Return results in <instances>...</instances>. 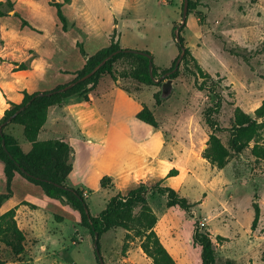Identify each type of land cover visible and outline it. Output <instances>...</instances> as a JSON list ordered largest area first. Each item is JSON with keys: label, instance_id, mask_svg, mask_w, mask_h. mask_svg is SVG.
Here are the masks:
<instances>
[{"label": "rangeland", "instance_id": "obj_1", "mask_svg": "<svg viewBox=\"0 0 264 264\" xmlns=\"http://www.w3.org/2000/svg\"><path fill=\"white\" fill-rule=\"evenodd\" d=\"M49 1L42 6L48 13L46 18L35 14L25 0L17 8L21 16L42 30L30 42L51 58L46 75L49 80L56 77V68L63 64L58 51L67 57L75 48V37L84 44L90 35L112 28L125 48L150 51L157 66H170L178 53L172 28L181 22L183 0L70 1L62 6L75 26L67 34L61 31ZM198 3L190 13L187 11L185 26L179 33L202 69L220 80L225 101L219 119L227 126L234 105L254 115L264 101V0ZM80 4L85 13L80 14ZM113 83L105 80V86L101 85L111 88L100 91L92 102L71 97L69 108L49 133L50 138L70 144L73 170L66 183L83 191L90 213L97 215L116 193H126L140 182L157 181L176 167L178 175L164 184L194 204L189 214L177 207L167 208L165 195H147L157 217L154 230L175 262L199 264V249L192 242L197 221L200 230L209 233L218 259L264 264V160L251 154L253 142L223 168H217L201 156L209 133L202 113L211 97L194 86L192 77L180 72L166 97H161L160 86L137 85L128 80ZM157 91L159 104L153 97ZM142 105L153 112L155 127L134 117ZM17 127L21 146L28 151L30 145L23 138L22 128ZM101 178L107 186H100ZM254 202L259 207V219L252 228ZM41 218L35 230L39 241L31 246L38 256L33 264H98L85 228L68 216L63 221L49 214ZM126 233L115 228L101 236L104 264H152L133 232L123 250ZM42 243L44 250L40 249ZM0 259L3 264H22L27 257L14 256L0 243Z\"/></svg>", "mask_w": 264, "mask_h": 264}, {"label": "trees", "instance_id": "obj_2", "mask_svg": "<svg viewBox=\"0 0 264 264\" xmlns=\"http://www.w3.org/2000/svg\"><path fill=\"white\" fill-rule=\"evenodd\" d=\"M71 0L49 1L55 7V12L63 32L69 31L74 24L68 20L63 12V4ZM255 2L256 0H251ZM199 5L198 0H188V13ZM183 7V3H182ZM13 10V15L18 17L22 27L42 33V30L34 27L19 12L14 10L13 0H0V17L8 15ZM185 25L179 29L181 31ZM172 37L174 39V29ZM116 29L109 35V44L101 47L93 54H88L84 44L76 40L75 45L84 58L81 68L71 72L76 79L89 72L98 62L110 53L117 51L89 78L74 84L71 88L56 92L51 95L39 94L41 91L27 92L22 90V100L19 103L9 102V107L0 118V161L3 163L6 190L0 193V205L12 195L11 181L18 173L27 181L38 185L50 198L60 200L78 215L79 226L87 229L94 241L97 235V248L100 250V238L108 230L122 228L127 233L124 236L123 250L126 248L131 233L140 238V248L149 257L152 264H177L165 246L161 243L154 230L157 221L155 213L148 202V193L165 195L167 208L177 207L185 213H190L193 203L186 197L180 196L171 186L164 184L170 177L178 175V169L171 167L159 180L146 184L140 182L136 187L126 193L118 192L112 196L105 207L97 214L92 215L83 195V191L67 185L66 179L73 169L71 162L72 148L70 144L61 138H50L39 140L37 138L42 126L47 119L48 108L60 105L71 97L79 100H89L88 93L91 92L104 76L113 81L128 80L137 85L160 86L164 80L156 82L153 78L159 77L168 70L173 69L176 58L181 48L184 54L181 59V67L178 65L176 71L165 78H177L180 72L193 78V84L198 90H204L211 97V101L203 109V121L209 133L205 141V147L201 156L217 168H223L231 158L240 155L250 147L251 154L260 160H264V140L262 130L264 129V101L254 110V115L245 112L241 107L234 105L231 118L227 126L222 125L219 115L225 101L222 94V86L219 79H213L208 72L204 71L196 58L191 54L189 48L184 45V39L179 33L180 40L175 42L178 53L168 67H160L154 64L153 56L148 50H136L123 48L116 39ZM233 52V50H231ZM32 53V50L30 51ZM146 54H149V58ZM31 56H34L32 53ZM247 61L248 57H244ZM152 61V75L149 71V61ZM192 63V66L190 65ZM14 69H25L27 62H13ZM72 79V80H73ZM201 79L200 81H198ZM65 83L57 84L52 89L62 87ZM43 90L42 92L50 91ZM160 91L153 94L157 104L161 102ZM138 120L155 127L156 119L147 105H142L134 114ZM256 117V118H255ZM260 118L261 120H258ZM21 126L24 139L30 144L28 151H24L19 139L14 133L15 126ZM104 178V177H103ZM100 180V186L107 184ZM16 206L1 213L0 212V243L8 247L14 256H19L24 251L25 234L18 227L15 212ZM254 215L251 227L255 228L259 219V207L253 204ZM57 218H61L57 216ZM192 242L199 249V264H236L229 257L218 259L215 255V245L208 232L200 230L197 221L194 223ZM95 252V248H94ZM96 256V255H95ZM97 263L99 264L96 256ZM4 261L0 259V264Z\"/></svg>", "mask_w": 264, "mask_h": 264}, {"label": "crops", "instance_id": "obj_3", "mask_svg": "<svg viewBox=\"0 0 264 264\" xmlns=\"http://www.w3.org/2000/svg\"><path fill=\"white\" fill-rule=\"evenodd\" d=\"M13 1L14 10L17 11L18 6L23 2V0ZM48 1L49 0H25L26 4L31 7L35 14L43 18H46L48 13L42 6H44V4L47 5ZM74 1L75 0H71V2ZM52 9L54 10V18L58 20L55 14V8L52 7ZM79 10L80 14L85 13L82 4L79 5ZM77 24L80 25L79 21ZM91 24L94 25L93 20L91 21ZM71 30L73 29L71 28L69 31L64 32V34L69 33ZM112 30L113 28L110 31L99 33L97 35L95 34L93 37L90 35L89 38L84 41L86 52L88 54H93L101 47L107 46L109 44V35ZM39 34L41 33H37L29 27H22L20 20L14 16L13 13L0 17V118L2 117L4 110L9 107V102H21L23 97L22 90H26L27 92L49 90L57 84L69 82L73 79L71 72L81 68L84 64V58L79 53L76 45L74 50L67 57H65L66 55L64 52L58 51V55L62 56L63 64L56 68L58 70L56 72V77H54L53 80H49V78H46V75H48L50 70L48 68V63L51 58L39 49L35 48V46L30 42L35 35L39 36ZM76 39L77 37H75L73 41L76 42ZM116 39L118 40L119 45L125 48V46H123L120 42L118 32L116 34ZM31 50L32 53H34V56H31ZM173 58L170 61H172ZM13 62H27L29 66L25 69H14L15 65ZM105 80H110L113 83V80L110 77L104 76L98 82L97 86L88 93L89 100H78L80 102H92L96 97H99L100 91L110 89L111 87H103L105 86ZM102 83L103 86L101 85ZM116 87L117 86H112V88ZM69 99L70 98L65 100L60 105H53L48 108L47 119L37 136L39 140L50 139L49 133L51 132L53 124L58 123L65 114V110L69 108ZM80 119L82 118L80 117ZM17 126L14 128L16 136L18 130ZM11 188L12 195L3 200L0 205V212L3 213L12 207H17L15 219L18 227L25 234L24 251L21 255L24 254L27 257V260L25 262L22 261V264H33L35 260L38 259V256L34 254L31 246L38 240L35 230L39 229V223L42 219L41 216L49 214L54 216L59 221H63L68 216L72 222L79 226L78 215L74 210L70 209L60 200L50 198L45 195L38 185L27 181L18 173L13 176ZM5 190L6 182L3 171V163L0 161V193L5 192ZM57 216L61 218H57ZM45 248V244H40V249L44 250ZM70 264L75 263L71 262Z\"/></svg>", "mask_w": 264, "mask_h": 264}, {"label": "water", "instance_id": "obj_4", "mask_svg": "<svg viewBox=\"0 0 264 264\" xmlns=\"http://www.w3.org/2000/svg\"><path fill=\"white\" fill-rule=\"evenodd\" d=\"M51 1H54V0H51ZM187 11H188V0H183V7H182V14H181V22L175 27L174 29V40L176 42H179L180 40V37H179V29L181 28V26L185 23L186 21V15H187ZM10 14L13 13V11H9ZM184 50L185 48L182 47L181 48V51L178 55V57L176 58L175 60V63H174V67L173 69L171 70H168L167 72L163 73L162 75H160L159 77H155L153 78L154 81L158 82L160 81L161 79L164 78V80L161 82V85H160V91H161V97H166L172 90V87H173V79L171 78H165L166 76H168L169 74H171L172 72L176 71L177 68H178V65L182 59V56L184 54ZM117 51H114L112 53H110L109 55H107L106 57H104L100 62H98L89 72H87L86 74L76 78V79H73L69 82H66L62 87H59V88H56V89H51L50 91H46V92H40L39 94H46V95H51L53 93H56V92H63L69 88H71L74 84L80 82V81H83L87 78H89L91 75H93L101 65H103L106 60H108L112 55H114ZM149 58H151V56L149 54H146ZM152 61L150 60L149 61V71L152 75ZM0 133H1V126H0ZM96 239H97V235L95 234V238H94V241H93V247L95 248V255L97 256L98 258V261H99V264H104V261H103V258L101 256V253H100V250L97 248V243H96Z\"/></svg>", "mask_w": 264, "mask_h": 264}]
</instances>
